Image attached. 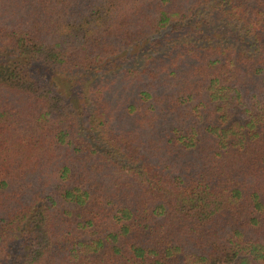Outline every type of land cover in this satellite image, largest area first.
<instances>
[{"label": "trees", "instance_id": "obj_1", "mask_svg": "<svg viewBox=\"0 0 264 264\" xmlns=\"http://www.w3.org/2000/svg\"><path fill=\"white\" fill-rule=\"evenodd\" d=\"M0 264H264V0H0Z\"/></svg>", "mask_w": 264, "mask_h": 264}]
</instances>
